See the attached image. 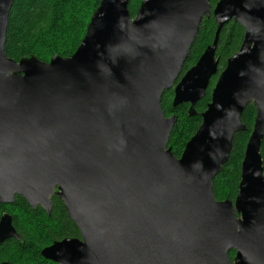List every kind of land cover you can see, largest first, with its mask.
Returning <instances> with one entry per match:
<instances>
[{
    "label": "water",
    "instance_id": "95a60500",
    "mask_svg": "<svg viewBox=\"0 0 264 264\" xmlns=\"http://www.w3.org/2000/svg\"><path fill=\"white\" fill-rule=\"evenodd\" d=\"M15 0H0V204L17 196L52 211L56 195L80 239L41 256L55 264H264V0H101L70 58L20 62L5 53ZM216 37L194 67L182 70L204 18ZM245 30L238 53L219 75L202 124L180 158L168 148L177 117L163 94L190 115L218 74L226 26ZM235 202L217 201L213 184L246 131ZM20 240L9 214L0 245ZM235 251L234 262L228 254ZM1 264H10L4 262Z\"/></svg>",
    "mask_w": 264,
    "mask_h": 264
},
{
    "label": "trees",
    "instance_id": "16d2710c",
    "mask_svg": "<svg viewBox=\"0 0 264 264\" xmlns=\"http://www.w3.org/2000/svg\"><path fill=\"white\" fill-rule=\"evenodd\" d=\"M101 0H15L8 22L5 53L9 59L20 62L23 57L35 56L39 61L49 63L58 55L62 58L73 56L84 38L90 17L98 9ZM219 0H210L212 9ZM142 0H131L129 12L132 18L137 15ZM217 23L213 14L204 18L193 43L182 75L194 67L205 50L215 40ZM245 38L244 28L235 22L229 23L217 49L219 59L218 74L214 76L206 96L195 106V116L190 115V104L173 107L174 89L162 97V108L167 118L176 116L177 122L170 136L168 148L174 157L180 158L189 140L202 124L201 115L211 103L219 75L227 62L239 52ZM257 110L253 103L245 109L241 118L246 131L237 133L228 162L215 178L213 193L217 201L235 202L241 182L242 163L246 146L251 137ZM264 168V140L261 147ZM9 214L20 240L10 239L0 245V264H55L45 260L41 252L64 239H80L77 226L69 219L65 206L58 196L52 198V211L47 214L41 208L34 210L26 200L17 196L12 204H0V219ZM14 253V257L11 256ZM236 253L230 251L228 257L234 262Z\"/></svg>",
    "mask_w": 264,
    "mask_h": 264
},
{
    "label": "rangeland",
    "instance_id": "374dc122",
    "mask_svg": "<svg viewBox=\"0 0 264 264\" xmlns=\"http://www.w3.org/2000/svg\"><path fill=\"white\" fill-rule=\"evenodd\" d=\"M142 1H143V0H142ZM94 13H95V12H94ZM92 16H93V15H92ZM92 16L90 17V20H89L88 26H89V24H90V21H91V19H92ZM135 17H136V16H135ZM135 17H134L133 19H135ZM88 26H87V28H88ZM84 37H85V36H84ZM83 39H84V38H82L81 42L83 41ZM80 44H81V43H80ZM79 46H80V45H79ZM79 46H78V47H79ZM77 49H78V48H77ZM75 52H76V51H75ZM32 55H33V54H31L30 56H31V57H35V56H32ZM73 55H74V54H73ZM55 56H58V55H55ZM31 57H29V58H31ZM23 58H25V56H24ZM26 58H27V57H26ZM35 58H36V57H35ZM36 59H37V58H36ZM11 256L14 257V256H15L14 253H11Z\"/></svg>",
    "mask_w": 264,
    "mask_h": 264
},
{
    "label": "bare ground",
    "instance_id": "6f19581e",
    "mask_svg": "<svg viewBox=\"0 0 264 264\" xmlns=\"http://www.w3.org/2000/svg\"><path fill=\"white\" fill-rule=\"evenodd\" d=\"M174 100V99H173Z\"/></svg>",
    "mask_w": 264,
    "mask_h": 264
}]
</instances>
